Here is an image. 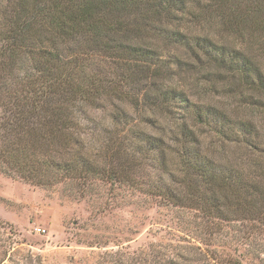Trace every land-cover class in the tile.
Segmentation results:
<instances>
[{
  "label": "trees",
  "instance_id": "16d2710c",
  "mask_svg": "<svg viewBox=\"0 0 264 264\" xmlns=\"http://www.w3.org/2000/svg\"><path fill=\"white\" fill-rule=\"evenodd\" d=\"M0 172L263 230L264 0H0Z\"/></svg>",
  "mask_w": 264,
  "mask_h": 264
},
{
  "label": "rangeland",
  "instance_id": "374dc122",
  "mask_svg": "<svg viewBox=\"0 0 264 264\" xmlns=\"http://www.w3.org/2000/svg\"><path fill=\"white\" fill-rule=\"evenodd\" d=\"M112 109L91 114L107 117ZM205 219L196 209L166 205L129 186L100 184L81 196L65 182L34 185L0 172V264H161L182 256L189 264H209L202 252L264 264V229L230 220L208 229Z\"/></svg>",
  "mask_w": 264,
  "mask_h": 264
}]
</instances>
